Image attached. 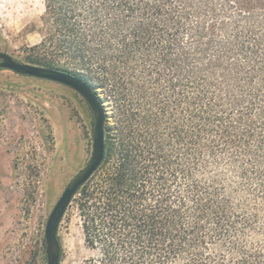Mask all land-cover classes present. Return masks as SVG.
<instances>
[{
  "label": "trees",
  "instance_id": "16d2710c",
  "mask_svg": "<svg viewBox=\"0 0 264 264\" xmlns=\"http://www.w3.org/2000/svg\"><path fill=\"white\" fill-rule=\"evenodd\" d=\"M220 1L44 0L33 64L107 113L81 264H264V39Z\"/></svg>",
  "mask_w": 264,
  "mask_h": 264
},
{
  "label": "rangeland",
  "instance_id": "374dc122",
  "mask_svg": "<svg viewBox=\"0 0 264 264\" xmlns=\"http://www.w3.org/2000/svg\"><path fill=\"white\" fill-rule=\"evenodd\" d=\"M220 2L221 13L243 14L244 26L263 41L264 0ZM44 13V0H0V52L35 65ZM93 130L94 115L73 89L0 69V264H48L47 221L89 162ZM58 235L61 264H81L90 255L73 203Z\"/></svg>",
  "mask_w": 264,
  "mask_h": 264
},
{
  "label": "water",
  "instance_id": "95a60500",
  "mask_svg": "<svg viewBox=\"0 0 264 264\" xmlns=\"http://www.w3.org/2000/svg\"><path fill=\"white\" fill-rule=\"evenodd\" d=\"M0 69L67 86L85 99L94 115L93 152L91 158L87 165L66 185L46 225L45 240L47 244V262L48 264H61L62 246L58 235L59 227L81 187L99 169L104 160L107 113L104 105L91 86L78 76L69 72L23 64L16 61L10 55L2 52H0Z\"/></svg>",
  "mask_w": 264,
  "mask_h": 264
}]
</instances>
